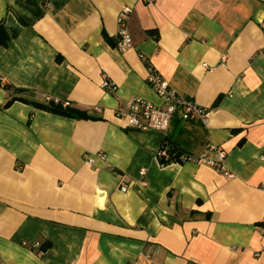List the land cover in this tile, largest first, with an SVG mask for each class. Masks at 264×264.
<instances>
[{
    "label": "crops",
    "instance_id": "crops-1",
    "mask_svg": "<svg viewBox=\"0 0 264 264\" xmlns=\"http://www.w3.org/2000/svg\"><path fill=\"white\" fill-rule=\"evenodd\" d=\"M0 24V264H264V0H0ZM149 67L208 120L130 126L128 98L163 103ZM64 102L91 118L36 106Z\"/></svg>",
    "mask_w": 264,
    "mask_h": 264
},
{
    "label": "built area",
    "instance_id": "built-area-1",
    "mask_svg": "<svg viewBox=\"0 0 264 264\" xmlns=\"http://www.w3.org/2000/svg\"><path fill=\"white\" fill-rule=\"evenodd\" d=\"M132 13V8L125 6L119 13L118 32L116 34V47L119 50H126L133 45L132 36L128 30L127 21ZM147 82L151 88L162 99L161 105H156L146 99L140 97L128 98L123 107L118 108V115L125 116L128 124L138 129H156L166 132L170 126L171 120L177 112H180L182 117L187 120H198L205 123L208 120L209 111L202 108L194 100L186 98L178 94L172 89L168 82L164 80L158 71L149 67ZM102 88L107 92L114 93L117 88L114 82H112L106 74L102 75ZM69 106L68 102L63 103V107ZM214 153V156L212 154ZM166 149H160L157 156H166ZM99 155V154H98ZM225 157L226 154L223 151L215 148H209V150L197 157L182 156V161H193L196 163H204L210 166L216 167L219 170L225 169ZM86 161L94 163V157L87 156ZM141 175L145 174V171H140ZM128 186L123 184L121 186L122 191H126Z\"/></svg>",
    "mask_w": 264,
    "mask_h": 264
},
{
    "label": "trees",
    "instance_id": "trees-1",
    "mask_svg": "<svg viewBox=\"0 0 264 264\" xmlns=\"http://www.w3.org/2000/svg\"><path fill=\"white\" fill-rule=\"evenodd\" d=\"M10 38L7 34L6 29L4 28L3 24H0V46H7L9 44ZM9 86L7 85V88ZM11 101H8L6 103L5 106H7ZM36 104V103H35ZM37 107L53 112V113H57V114H61L64 116H68V117H74V118H83V119H88L91 118L90 116H88L85 112L78 110V109H73V108H69L67 107H63L59 104H53V103H49V104H36ZM160 149H166L167 154L166 156H158V160L159 163L161 165H167L171 162H181V154L173 147H171L170 144H168L167 142H164V144L161 146Z\"/></svg>",
    "mask_w": 264,
    "mask_h": 264
}]
</instances>
